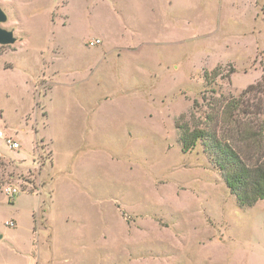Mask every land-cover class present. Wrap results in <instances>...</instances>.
Wrapping results in <instances>:
<instances>
[{"label": "rangeland", "instance_id": "1", "mask_svg": "<svg viewBox=\"0 0 264 264\" xmlns=\"http://www.w3.org/2000/svg\"><path fill=\"white\" fill-rule=\"evenodd\" d=\"M0 6V128L21 144L0 137V264H264V200L238 201L207 139L183 147L228 137L239 97L235 118H264V0Z\"/></svg>", "mask_w": 264, "mask_h": 264}, {"label": "trees", "instance_id": "2", "mask_svg": "<svg viewBox=\"0 0 264 264\" xmlns=\"http://www.w3.org/2000/svg\"><path fill=\"white\" fill-rule=\"evenodd\" d=\"M253 88L249 90H255ZM244 105L241 97L226 104L225 122L230 126L228 137L204 129L191 132L187 129L183 134V147L189 151L199 139H207L228 187L243 206L251 207L264 200V118L257 121L235 118L237 111L247 112Z\"/></svg>", "mask_w": 264, "mask_h": 264}, {"label": "water", "instance_id": "3", "mask_svg": "<svg viewBox=\"0 0 264 264\" xmlns=\"http://www.w3.org/2000/svg\"><path fill=\"white\" fill-rule=\"evenodd\" d=\"M8 19L6 12L0 6V44L7 45L17 41L15 32L11 29L2 27L1 23Z\"/></svg>", "mask_w": 264, "mask_h": 264}, {"label": "crops", "instance_id": "4", "mask_svg": "<svg viewBox=\"0 0 264 264\" xmlns=\"http://www.w3.org/2000/svg\"><path fill=\"white\" fill-rule=\"evenodd\" d=\"M95 38H98V39H101V41L103 40V43L101 42L99 45H101V46H103V44H105L106 43V38L104 37V36H102V35H97V36H95L94 38H91V39H89L88 41H87V45L89 46V47H96V46H90L89 45V42L91 41V40H93V39H95ZM99 45H97V46H99ZM119 48H121V47H119ZM98 49H101L100 48V46L98 47ZM104 50V54H103V59H107V50H105V48L103 47V49H101V51H103ZM98 53V52H97ZM90 91H91V95H90V97H92L91 99L93 100V96H94V93H95V104H96V106H97V102H98V99H99V97H98V89H90ZM110 92H109V89H107V92H105V96H104V99H109L111 96H112V94H109ZM89 105H91L90 103H89V101H87L86 102V106H89ZM44 116H48V112L46 111V113H45V115ZM44 138H46V139H48V140H50V141H52L53 142V139H51V138H49V137H47V136H45ZM53 157H54V155H53Z\"/></svg>", "mask_w": 264, "mask_h": 264}, {"label": "built area", "instance_id": "5", "mask_svg": "<svg viewBox=\"0 0 264 264\" xmlns=\"http://www.w3.org/2000/svg\"><path fill=\"white\" fill-rule=\"evenodd\" d=\"M101 42H102L101 39L95 38L89 42V45L97 46ZM0 137L3 138L6 141V143L13 149H19L21 147L19 140L15 139L12 136H9L2 127L0 128Z\"/></svg>", "mask_w": 264, "mask_h": 264}]
</instances>
